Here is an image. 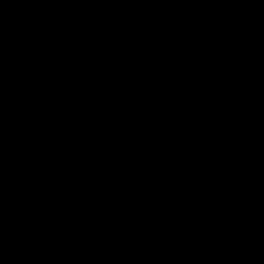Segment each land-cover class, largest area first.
Listing matches in <instances>:
<instances>
[{
    "label": "water",
    "instance_id": "95a60500",
    "mask_svg": "<svg viewBox=\"0 0 264 264\" xmlns=\"http://www.w3.org/2000/svg\"><path fill=\"white\" fill-rule=\"evenodd\" d=\"M0 264H264V0H0Z\"/></svg>",
    "mask_w": 264,
    "mask_h": 264
}]
</instances>
